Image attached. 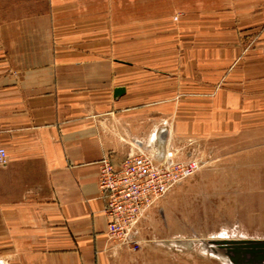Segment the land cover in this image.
Wrapping results in <instances>:
<instances>
[{"label":"crops","instance_id":"0c3cea01","mask_svg":"<svg viewBox=\"0 0 264 264\" xmlns=\"http://www.w3.org/2000/svg\"><path fill=\"white\" fill-rule=\"evenodd\" d=\"M263 111L264 0H0V264H184L107 239L99 161Z\"/></svg>","mask_w":264,"mask_h":264},{"label":"rangeland","instance_id":"374dc122","mask_svg":"<svg viewBox=\"0 0 264 264\" xmlns=\"http://www.w3.org/2000/svg\"><path fill=\"white\" fill-rule=\"evenodd\" d=\"M174 129L170 126L165 135L170 146L182 160L197 158L201 165L148 211L142 230L146 241L134 250L124 247L127 260L160 247L176 251L166 258L179 257L184 264L230 263L216 241H264V111L204 135L179 137Z\"/></svg>","mask_w":264,"mask_h":264},{"label":"built area","instance_id":"2783aa9c","mask_svg":"<svg viewBox=\"0 0 264 264\" xmlns=\"http://www.w3.org/2000/svg\"><path fill=\"white\" fill-rule=\"evenodd\" d=\"M7 162L6 149L0 146V165ZM200 165V159L179 158L178 150L170 146L168 138L164 146H159L153 137L137 151H129L118 168L104 156L99 161L98 188L105 200L107 239L117 247L133 250L142 247L148 211Z\"/></svg>","mask_w":264,"mask_h":264},{"label":"water","instance_id":"95a60500","mask_svg":"<svg viewBox=\"0 0 264 264\" xmlns=\"http://www.w3.org/2000/svg\"><path fill=\"white\" fill-rule=\"evenodd\" d=\"M123 89L114 91L115 96L120 95ZM166 131L161 136L159 143L164 142ZM220 247L225 248V253L231 264H264V241L261 240H230L216 241Z\"/></svg>","mask_w":264,"mask_h":264}]
</instances>
